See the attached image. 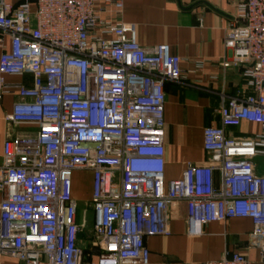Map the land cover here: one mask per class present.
Masks as SVG:
<instances>
[{
  "label": "built area",
  "instance_id": "obj_1",
  "mask_svg": "<svg viewBox=\"0 0 264 264\" xmlns=\"http://www.w3.org/2000/svg\"><path fill=\"white\" fill-rule=\"evenodd\" d=\"M98 0H0V101L18 100L7 120L34 128L7 136L0 165V264H148L146 239L170 235L169 207L184 202L187 233L211 223L252 222L264 262V0H236L225 49L245 66L244 85L221 96L219 126L204 130L211 160L165 179V85L181 83L168 45L140 46L133 25L103 20ZM119 12L122 0H104ZM9 39L10 46L5 44ZM7 76H29L32 85ZM254 123L238 139L229 129ZM92 174L90 246L80 241L74 175ZM216 174L220 181L216 182ZM205 264H251L241 253Z\"/></svg>",
  "mask_w": 264,
  "mask_h": 264
},
{
  "label": "crops",
  "instance_id": "obj_2",
  "mask_svg": "<svg viewBox=\"0 0 264 264\" xmlns=\"http://www.w3.org/2000/svg\"><path fill=\"white\" fill-rule=\"evenodd\" d=\"M25 0H8L17 6ZM35 9V0H29ZM123 9L106 6L98 0L95 10L105 21L133 25L143 48L168 45L172 54L181 59V83L165 85V179L181 178L188 163L204 164L211 160L203 147L204 130L219 126L218 109L221 96H234L243 88L245 66L237 63L225 49V34L230 18L235 14L236 0H122ZM5 44L10 46L9 39ZM2 50L0 49V57ZM10 84L32 85L29 76H7ZM18 92L0 101V165L4 142L9 135H32L34 128L15 126L7 120ZM238 139L253 137L261 132L259 125L244 122L237 129H229ZM258 174H264V159L257 157ZM220 176L216 174V182ZM92 174L88 171L74 175L73 195L77 201L89 202ZM2 193L0 192V203ZM170 235L146 239L150 251L148 264H205L217 261L226 254L241 253L251 264H264L260 251L252 246V222L235 218L226 223H211L200 237L187 233V207L184 202L169 207ZM94 217L90 222L93 227ZM85 234L80 241L85 244ZM1 264H22L11 257H3Z\"/></svg>",
  "mask_w": 264,
  "mask_h": 264
},
{
  "label": "rangeland",
  "instance_id": "obj_3",
  "mask_svg": "<svg viewBox=\"0 0 264 264\" xmlns=\"http://www.w3.org/2000/svg\"><path fill=\"white\" fill-rule=\"evenodd\" d=\"M78 203V212H79V221H82L83 219L86 220V227L84 228L83 233L85 234V246H90V243L94 237L93 234V227L91 228L90 222L92 221L93 213L91 210H88L87 203L84 201H77Z\"/></svg>",
  "mask_w": 264,
  "mask_h": 264
}]
</instances>
